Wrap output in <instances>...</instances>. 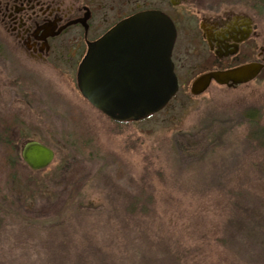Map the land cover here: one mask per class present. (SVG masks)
I'll use <instances>...</instances> for the list:
<instances>
[{
    "label": "rangeland",
    "instance_id": "374dc122",
    "mask_svg": "<svg viewBox=\"0 0 264 264\" xmlns=\"http://www.w3.org/2000/svg\"><path fill=\"white\" fill-rule=\"evenodd\" d=\"M71 79L0 25V121L56 154L10 167L0 144V264H264V137L239 120L246 89L194 97L188 75L165 110L118 123Z\"/></svg>",
    "mask_w": 264,
    "mask_h": 264
},
{
    "label": "flooded vegetation",
    "instance_id": "af4514ba",
    "mask_svg": "<svg viewBox=\"0 0 264 264\" xmlns=\"http://www.w3.org/2000/svg\"><path fill=\"white\" fill-rule=\"evenodd\" d=\"M107 9L109 13L102 14ZM150 9L161 11L174 25L171 60L178 91L173 99L184 85L182 77L190 75V91L202 74L248 64L257 67L247 81L223 85L212 80L202 93L190 94L201 97L215 86L246 89L239 120L254 126L248 138L260 142L264 137V0H144L142 4L131 0H0V25L25 57L53 65L61 75L70 76L80 92L77 72L88 42L120 20Z\"/></svg>",
    "mask_w": 264,
    "mask_h": 264
},
{
    "label": "water",
    "instance_id": "95a60500",
    "mask_svg": "<svg viewBox=\"0 0 264 264\" xmlns=\"http://www.w3.org/2000/svg\"><path fill=\"white\" fill-rule=\"evenodd\" d=\"M174 40V25L159 10H142L120 20L88 42L77 72L81 94L117 122L139 121L159 112L178 90L171 60ZM256 71L248 64L208 72L192 82L190 92L202 93L212 80L242 83ZM21 157L32 170H41L53 162L55 151L31 139L22 146Z\"/></svg>",
    "mask_w": 264,
    "mask_h": 264
},
{
    "label": "trees",
    "instance_id": "16d2710c",
    "mask_svg": "<svg viewBox=\"0 0 264 264\" xmlns=\"http://www.w3.org/2000/svg\"><path fill=\"white\" fill-rule=\"evenodd\" d=\"M12 128V123H1L0 121V144L5 148L6 155L3 163L10 167H16L22 163L21 146L17 145L18 142L14 140L11 131Z\"/></svg>",
    "mask_w": 264,
    "mask_h": 264
}]
</instances>
